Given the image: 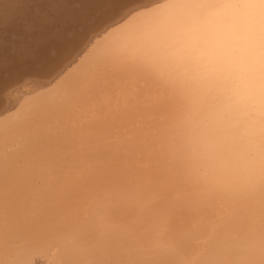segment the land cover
Returning a JSON list of instances; mask_svg holds the SVG:
<instances>
[{
  "label": "bare ground",
  "instance_id": "6f19581e",
  "mask_svg": "<svg viewBox=\"0 0 264 264\" xmlns=\"http://www.w3.org/2000/svg\"><path fill=\"white\" fill-rule=\"evenodd\" d=\"M108 1L0 0V264H264V0Z\"/></svg>",
  "mask_w": 264,
  "mask_h": 264
},
{
  "label": "rangeland",
  "instance_id": "374dc122",
  "mask_svg": "<svg viewBox=\"0 0 264 264\" xmlns=\"http://www.w3.org/2000/svg\"><path fill=\"white\" fill-rule=\"evenodd\" d=\"M6 1H13V0H6ZM102 1V0H101ZM116 3V1L115 0H110V1H108V2H106V3H104V4H101V6H98V7H96V9L94 10L95 11V13H92L91 15H88V16H86L87 18L88 17H90L89 19H87L86 17H85V19H82L81 21H79V24L77 25H73L74 27H70L69 28V30L71 31L69 34V38H72L74 35H77V33H79V32H81V33H84V32H87V31H83V29L84 28H88V27H92L93 25H96V23L95 22H97L95 19H97V14H98V12L101 10H108V9H114V4ZM74 4H76V3H74ZM74 7V6H73ZM75 10V9H74ZM42 21H43V18L41 19ZM15 22H17V21H15ZM88 22V23H87ZM13 26L15 25H17L18 26V24L17 23H13L12 24ZM81 26V27H80ZM90 27V28H91ZM5 30H7V29H5ZM4 30V31H5ZM68 30V31H69ZM86 30V29H85ZM88 31H90V30H88ZM6 32V31H5ZM11 32V31H10ZM12 33H14L13 31L10 33V34H12ZM15 35V34H14ZM6 38H8V39H10V40H8L7 41V39ZM6 40L3 38V40L4 41H6V42H3V40H2V42L3 43H1L0 42V54L1 53H4V54H2V55H0V61L2 60V59H4V63L2 64V65H10L11 67L12 66H16V65H20L21 64V62L22 63H27V62H25V60L27 59V57H26V55H27V53H28V51H29V48L26 50V48H25V51L21 48V46L20 47H18L19 45H20V43H21V45H22V42H23V40L25 39H23L18 45H17V36H6ZM0 40H1V38H0ZM12 40V41H11ZM29 39H26V42L28 41ZM42 40V41H41ZM41 41V42H40ZM32 42V44L34 45V47H35V52H37L38 50H37V48H36V46L38 47V45L40 44V43H45L46 42V38H44V37H41V35L40 36H38V38H36V39H34V40H32L31 41ZM2 45V46H1ZM25 45L26 44H24V46L23 47H25ZM5 48V49H4ZM4 50V51H3ZM34 50H32V52H33ZM31 52V53H32ZM6 55V56H5ZM15 59H16V61H15ZM23 60H24V62H23ZM12 61H15L14 63L12 62ZM15 64V65H14ZM27 66H29V65H25V66H23V68H22V70H24L25 71V68L27 67ZM6 69H7V67H6ZM1 90H0V97L2 98L3 97V95H5L6 94V89L4 88L3 89V87L2 88H0ZM9 89V88H8ZM5 92V94H3ZM3 94V95H2Z\"/></svg>",
  "mask_w": 264,
  "mask_h": 264
}]
</instances>
